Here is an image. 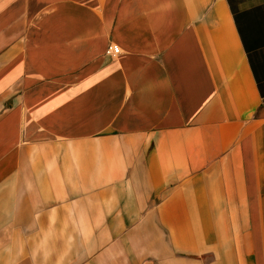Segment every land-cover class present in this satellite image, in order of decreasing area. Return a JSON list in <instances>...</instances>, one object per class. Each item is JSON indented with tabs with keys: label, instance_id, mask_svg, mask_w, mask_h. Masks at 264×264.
<instances>
[{
	"label": "crops",
	"instance_id": "0c3cea01",
	"mask_svg": "<svg viewBox=\"0 0 264 264\" xmlns=\"http://www.w3.org/2000/svg\"><path fill=\"white\" fill-rule=\"evenodd\" d=\"M0 264H264V0H0Z\"/></svg>",
	"mask_w": 264,
	"mask_h": 264
},
{
	"label": "built area",
	"instance_id": "2783aa9c",
	"mask_svg": "<svg viewBox=\"0 0 264 264\" xmlns=\"http://www.w3.org/2000/svg\"><path fill=\"white\" fill-rule=\"evenodd\" d=\"M119 52V47L117 45L112 44L108 49L106 50V53L110 55H115Z\"/></svg>",
	"mask_w": 264,
	"mask_h": 264
}]
</instances>
